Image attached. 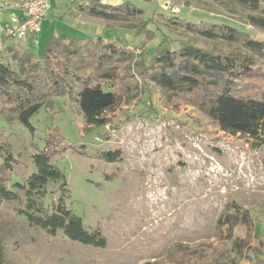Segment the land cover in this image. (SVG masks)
Instances as JSON below:
<instances>
[{
	"label": "rangeland",
	"instance_id": "rangeland-1",
	"mask_svg": "<svg viewBox=\"0 0 264 264\" xmlns=\"http://www.w3.org/2000/svg\"><path fill=\"white\" fill-rule=\"evenodd\" d=\"M121 1L133 2L146 20L154 13L161 16L141 36L86 16V35L123 43L135 56L149 59L163 36L172 49L182 41L221 51L233 48L172 25L166 19L172 14L191 23L228 25L264 41V29L244 19L259 14L243 7H238L239 15H231L213 0ZM55 27H47L49 34ZM135 80L130 100L107 113L108 122L99 128L85 125L69 97L53 98L51 107L31 117L32 131L0 117V135L13 158L9 187L25 183L35 172L32 158L53 128L65 144L83 147L84 156L68 148L51 159L64 183L50 182L41 205L50 210L62 198L88 232L99 231L106 240L104 248H96L30 225L24 193L18 191V200L0 205L2 217L12 223L11 236L2 239L6 264H161L163 253L175 243L200 251L201 257L190 264L252 263L251 253L248 259L232 258L233 241L246 231L240 221L228 240H218L215 227L227 212L240 211V216L246 210L264 241V137L228 134L196 106L170 99L152 82L143 88L141 79ZM101 151H119L120 160L106 162L98 158Z\"/></svg>",
	"mask_w": 264,
	"mask_h": 264
},
{
	"label": "trees",
	"instance_id": "trees-1",
	"mask_svg": "<svg viewBox=\"0 0 264 264\" xmlns=\"http://www.w3.org/2000/svg\"><path fill=\"white\" fill-rule=\"evenodd\" d=\"M231 15H239L238 7L248 9L259 16H247L249 25L264 29V0H213ZM73 8L81 15L134 30L141 36L150 20L144 11L131 1L108 5L101 0L79 3L72 1ZM166 17L172 25L209 40H220L233 48L229 51L200 48L182 41L177 49L170 47V39L162 37L148 59L144 54L135 56L134 50L123 43L105 41L102 37L71 39L51 36L41 57L28 51L12 55L11 61L0 60V117L7 123H20L33 127L30 118L42 108L52 106L53 98L69 97L78 107L88 127L99 128L108 120L107 113L132 97L135 78L152 82L170 98L196 106L204 112L220 130L231 134L261 139L264 137V41L224 24L206 21L191 23L174 14ZM165 19V17H163ZM74 84L77 90L73 88ZM72 148L80 155L87 153L83 147L65 144L57 128H53L41 150L33 156L35 172L25 183H13V158L9 143L0 135V205L4 201L19 199L24 193L28 223L50 235L62 232L71 241L104 248L106 240L99 231L88 232L82 219L75 215L59 199L50 210L42 207L45 188L50 182L64 183V175L51 164V159ZM98 158L106 162L120 160L119 151H101ZM221 216L216 223L218 240L232 238L233 230L240 221L245 235L233 241V261L252 257L251 264H264V241L255 230L248 211L244 210ZM12 223L0 213V264H6L2 239L12 234ZM201 253L175 243L163 253L161 264H190ZM159 262V261H156Z\"/></svg>",
	"mask_w": 264,
	"mask_h": 264
},
{
	"label": "crops",
	"instance_id": "crops-1",
	"mask_svg": "<svg viewBox=\"0 0 264 264\" xmlns=\"http://www.w3.org/2000/svg\"><path fill=\"white\" fill-rule=\"evenodd\" d=\"M20 0H0V60H10L12 55L18 52L28 51L36 58L41 57L44 48L51 36L68 37L71 39H79L90 37L86 35V16L79 14L72 6L73 0H52L50 9L41 23V32L37 35V44H33L31 38L25 40L9 39L2 33V28L8 24L11 16H20L21 10L17 6ZM79 3L90 0H77ZM102 3L108 5L120 4L121 0H101ZM70 20L71 24L67 23ZM54 33L47 27L54 28ZM57 29V30H56Z\"/></svg>",
	"mask_w": 264,
	"mask_h": 264
},
{
	"label": "built area",
	"instance_id": "built-area-1",
	"mask_svg": "<svg viewBox=\"0 0 264 264\" xmlns=\"http://www.w3.org/2000/svg\"><path fill=\"white\" fill-rule=\"evenodd\" d=\"M52 0H20V16H11L2 33L11 39L25 40L31 38L37 44V35L41 32V23L50 9ZM177 10V9H174Z\"/></svg>",
	"mask_w": 264,
	"mask_h": 264
}]
</instances>
